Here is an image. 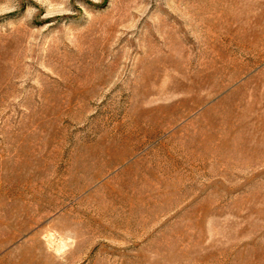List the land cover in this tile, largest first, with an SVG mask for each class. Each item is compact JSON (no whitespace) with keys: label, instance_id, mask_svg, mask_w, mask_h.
<instances>
[{"label":"rangeland","instance_id":"obj_1","mask_svg":"<svg viewBox=\"0 0 264 264\" xmlns=\"http://www.w3.org/2000/svg\"><path fill=\"white\" fill-rule=\"evenodd\" d=\"M0 264H264V0H0Z\"/></svg>","mask_w":264,"mask_h":264}]
</instances>
